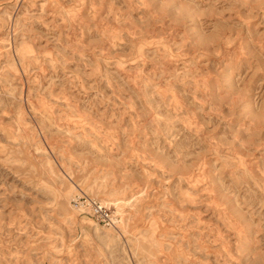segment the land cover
Listing matches in <instances>:
<instances>
[{
  "label": "rangeland",
  "instance_id": "374dc122",
  "mask_svg": "<svg viewBox=\"0 0 264 264\" xmlns=\"http://www.w3.org/2000/svg\"><path fill=\"white\" fill-rule=\"evenodd\" d=\"M0 264H264V0H0Z\"/></svg>",
  "mask_w": 264,
  "mask_h": 264
},
{
  "label": "built area",
  "instance_id": "2783aa9c",
  "mask_svg": "<svg viewBox=\"0 0 264 264\" xmlns=\"http://www.w3.org/2000/svg\"><path fill=\"white\" fill-rule=\"evenodd\" d=\"M74 204L77 209L87 210L98 221H114L112 213H110L105 203L99 200H92L89 198H82L81 196L74 199Z\"/></svg>",
  "mask_w": 264,
  "mask_h": 264
}]
</instances>
